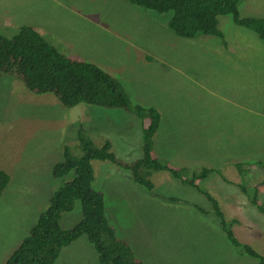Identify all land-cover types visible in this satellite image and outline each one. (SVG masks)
Instances as JSON below:
<instances>
[{
	"label": "rangeland",
	"instance_id": "rangeland-1",
	"mask_svg": "<svg viewBox=\"0 0 264 264\" xmlns=\"http://www.w3.org/2000/svg\"><path fill=\"white\" fill-rule=\"evenodd\" d=\"M67 2L79 5L89 19L74 18L76 8L65 9ZM130 6L125 0H0V33L11 36L21 25L35 23L64 54L87 48L94 56L85 59L122 82L132 103L161 113L151 153L162 163L186 168V179L216 167L217 172L196 183H210L207 191L227 206L226 212L234 208L243 214V223L232 226L236 236L264 253V216L257 217L255 205L243 203L247 195L238 189L243 183L227 180L240 178L234 166L244 159L243 152L258 157L264 149V43L240 31L229 15L219 17L224 38L197 33L178 42L167 26L172 12L151 11L156 18L145 21ZM241 10L264 16V0H244ZM137 46L152 54L153 65L134 52ZM84 125L96 146L111 140L121 161L143 157V121L134 112L88 103L66 107L52 93L33 94L21 81L0 76V167L10 177L0 194V264L66 181L53 177L52 167L64 160L66 146L72 155L82 154L78 130ZM201 134L211 136L195 140ZM92 165L93 187L105 194L107 216L146 264H257L243 247L232 244L211 203L193 185L159 169L148 176L154 184L150 190L112 161L95 159ZM249 177H257L259 184L261 170L251 167ZM249 208L254 213L247 217ZM81 219L78 200L61 224L71 228ZM103 250L85 235L65 247L56 264H102Z\"/></svg>",
	"mask_w": 264,
	"mask_h": 264
},
{
	"label": "trees",
	"instance_id": "trees-1",
	"mask_svg": "<svg viewBox=\"0 0 264 264\" xmlns=\"http://www.w3.org/2000/svg\"><path fill=\"white\" fill-rule=\"evenodd\" d=\"M126 1L132 7H142L159 14L173 11L168 26L180 36L194 37L198 33L224 38L219 28V17L229 15L235 23L258 34L264 41V17L243 16L240 10L242 0ZM113 2L114 0H111V4ZM45 30L29 24L20 26L18 32L12 36L0 33V72L21 81L33 94L53 93L66 107L80 103L118 107L136 113L144 125L149 120L150 122L144 128V157L132 163L118 160L112 152L110 141L107 140L98 147L88 137L87 132L84 135L80 134L81 131L84 132L83 127L79 129L78 143L82 154L72 155L69 146L65 147L64 160L53 165L52 175L55 178H65L66 181L52 192L46 210L39 215L29 234L5 264H56L62 250L84 235L88 236L90 243L104 249L102 264H145L143 259L136 256L132 246L117 234L115 225L107 216L105 194L93 187L95 172L92 161L110 159L132 172L133 179L150 190L154 184L148 178V174L144 176L146 167L164 169L175 177H182V172L178 168L160 162L151 153L150 140L159 126L160 112L155 107L132 103L122 85L97 64L78 61L80 58L75 55L61 54L45 38L44 34L49 35ZM149 44L154 47L153 42L150 41ZM147 58L154 60L152 54H148ZM164 66L166 67L165 64ZM210 136L211 134L208 136L201 134L198 137L209 139ZM260 155L261 152L255 158H260ZM244 163L247 161L236 163L240 172L246 171ZM180 169L184 173L187 171L181 166ZM214 172H217L216 167H205L201 171H194L192 177L183 182L193 185L199 193L207 197L212 209L222 220L223 229L230 241L237 247H243L246 253L259 261V264H264V254H261L253 244L239 242L227 222H224L219 200L207 191L210 183L204 185L196 183L197 179L207 178ZM8 182V172L0 167V194ZM243 188L246 190V186ZM255 197L256 194L251 201L256 202ZM78 200L82 205V219L74 227L63 228L61 222L64 214L72 211ZM197 206L200 211L207 213L206 209ZM258 208L260 214L264 216V205L258 204Z\"/></svg>",
	"mask_w": 264,
	"mask_h": 264
},
{
	"label": "clouds",
	"instance_id": "clouds-1",
	"mask_svg": "<svg viewBox=\"0 0 264 264\" xmlns=\"http://www.w3.org/2000/svg\"><path fill=\"white\" fill-rule=\"evenodd\" d=\"M126 1V0H125ZM243 2H244V0H242V2L240 3V10H241V7H242V4H243ZM69 3V2H68ZM72 4V3H71ZM134 9H135V11H136V13H137V15L138 16H142V18L145 20V21H150V20H152V19H154V18H156L155 17V15L154 14H149L148 12H151V11H153V10H146L145 8H140V7H132V6H130V10H131V12H133L134 11ZM242 11V10H241ZM156 12V11H155ZM169 12H172V13H174L173 11H169ZM20 13H21V11H20ZM158 13V12H157ZM243 16H249V17H264V16H262V15H244L243 13H241ZM161 15H163V14H161ZM173 15V14H172ZM172 15L170 16V17H168L167 19V26H168V21L170 20V18L172 17ZM22 26V25H21ZM168 28H169V26H168ZM239 28H240V31H247V32H251V33H253V34H255L256 35V37H257V39H259L260 41H262L263 43H264V41L258 36V34H256V33H254L253 31H249V30H246V29H244V27H241L240 25H239ZM2 34V33H1ZM176 34V33H175ZM176 35H178V34H176ZM8 36V35H7ZM12 36V35H11ZM179 37H180V39H193V38H195V36L194 37H184V36H180V35H178ZM53 44V43H52ZM54 45V44H53ZM57 49H58V47L56 46V45H54ZM58 51H59V49H58ZM61 54H64L63 52H61V51H59ZM65 55H75V56H78L80 59L78 60V61H86V62H90V61H87L85 58H86V56H88V55H86V56H83V55H80V54H77V53H73V52H71V53H69V54H65ZM170 57H173V60H175L176 59V57H175V54L172 56H170ZM90 63H93V61H91ZM263 63H264V60H263ZM164 64L166 65V63H165V61H164ZM165 67V66H164ZM1 73V72H0ZM123 74H125V73H123ZM1 75H7V76H9L8 74H5V73H1L0 74V76ZM13 78V77H12ZM114 78V77H113ZM15 79V78H14ZM115 79V78H114ZM115 80H117V79H115ZM118 81V80H117ZM119 83H120V81H118ZM122 83V82H121ZM120 83V84H121ZM122 85V84H121ZM49 93H51V92H49ZM53 94V93H52ZM137 104H139V103H137ZM141 105V104H140ZM104 107H107V106H104ZM112 108H117V107H112ZM157 109V108H156ZM158 110V109H157ZM126 111V110H125ZM159 111V110H158ZM127 112H129V111H127ZM136 114V113H135ZM160 119H161V113H160ZM149 122H150V120L144 125L143 124V126H142V129H143V137H144V128H146L147 126H148V124H149ZM159 124H160V122H159ZM83 128V130L85 131V132H87L88 130H87V128L85 127V125L84 126H82ZM159 127V126H158ZM90 131H92V129H89ZM158 131V128H157V130L155 131V133L153 134V136H152V138H151V140H150V143H152V148H153V139L155 138V135H156V132ZM197 139H199V137L198 136H195V140H197ZM110 141L111 142V140H109V139H106L105 141ZM105 143V142H104ZM103 143V144H104ZM102 144V145H103ZM111 144H112V142H111ZM101 145V146H102ZM245 147H247V150H250V148L247 146V145H245ZM244 147V148H245ZM152 148H151V150H152ZM256 148H259V147H257L256 146ZM143 149H144V142H143ZM112 152L115 154V152H114V149H113V145H112ZM260 152H261V155H260V158H255V155L254 156H251V154L247 157L246 156V152H243L242 153V155H243V157H244V159L243 160H240V157L238 158V162H246L247 161V163H244V165H247V168H246V179H241V177H242V174L244 173V172H240V174H241V176H240V178H237V179H228L227 178V180L228 181H230V182H232L233 184H239V183H243V186H246V190L243 188V186L242 187H239L238 189H239V191H240V193L241 194H245V195H247V199H246V201L245 202H243V203H246V202H249L250 204H253V205H255L256 206V208H257V217H259V214H260V212H259V208H258V204H262V205H264V149H260ZM63 154H64V151H63ZM116 155V154H115ZM154 157H156L154 154H152ZM116 157H117V159L118 160H120V158L116 155ZM143 157H144V154H143ZM142 157V158H143ZM142 158H140V159H142ZM62 160H63V157H62ZM100 160H103V159H100ZM104 160H109V161H111L110 159H104ZM138 160V159H137ZM249 160H253V162H249ZM61 161V160H60ZM60 161H58V162H60ZM113 163H114V161H112ZM134 162V161H133ZM237 162V163H238ZM165 163H168V164H170L169 162H165ZM56 164V163H55ZM116 164V163H115ZM117 165V164H116ZM171 166L172 167H176V168H178L182 173H183V171L180 169V167H178V166H174V165H172L171 164ZM236 165L234 166V168L236 169ZM251 167H254L255 169H260L261 170V173H262V180H261V182L258 184L256 181H255V179L257 178H250L249 176H250V168ZM238 168V167H237ZM153 170H159V169H156V168H147L146 167V169L144 170V176L146 177V175L148 174V175H150V173L153 171ZM233 171H235V170H233ZM170 172V171H169ZM257 172V171H256ZM130 173H132V172H130ZM171 173V172H170ZM172 174V173H171ZM173 175V174H172ZM256 176H259V173L257 172L256 173ZM173 177L174 178H176V179H180L182 182H183V180H186V178L182 175V177H175L174 175H173ZM134 180V179H133ZM179 180V181H180ZM9 181H10V177H9ZM135 181V180H134ZM9 183V182H8ZM142 185V184H141ZM144 186V185H143ZM146 187V186H145ZM147 188V187H146ZM243 192V193H242ZM197 193H199L198 191H197ZM234 193V192H233ZM199 194H201V193H199ZM235 194V193H234ZM244 194H243V196H244ZM254 194H256V197H255V199H256V202H253V201H251V198L254 196ZM218 199V198H217ZM219 200V207H220V211H221V213L223 214V220H224V222H227V224H228V227L233 231V233L235 234V237L236 238H238L237 236H236V233H235V230H234V228L232 227L233 226V224L234 223H243V218H244V216H243V214L242 213H240V212H238V211H236L234 208H230V209H228V212H226V210H227V206L225 205V204H223L222 203V201L220 200V199H218ZM212 206V205H211ZM47 208V207H46ZM46 210V209H45ZM44 210V211H45ZM43 212V211H42ZM41 212V213H42ZM40 213V214H41ZM212 213H214V215L216 216V217H218V215L214 212V209H212ZM252 213H254V210L252 209V208H249V210H248V212L246 213V216L248 217V216H250ZM39 214V215H40ZM39 215H38V217H39ZM263 216V215H262ZM262 216H261V218H262ZM219 218V217H218ZM38 219V218H37ZM219 220H220V225H221V227L223 228V226H222V224H223V222H222V220L219 218ZM115 225V224H114ZM74 227V226H73ZM115 227H116V225H115ZM224 230V229H223ZM116 231H117V228H116ZM225 231V230H224ZM30 232V231H29ZM226 232V231H225ZM227 233V232H226ZM117 234H119L118 233V231H117ZM27 236V235H26ZM25 236V237H26ZM85 236V235H84ZM87 236V235H86ZM121 236V235H120ZM24 237V238H25ZM88 237V236H87ZM122 237V236H121ZM81 238V237H80ZM123 238V237H122ZM123 239H125V238H123ZM78 240V239H77ZM76 240V241H77ZM126 240V239H125ZM238 240H239V242H241L242 244L243 243H247V242H244V241H241L239 238H238ZM127 241V240H126ZM22 242V241H21ZM75 242V241H74ZM73 242V243H74ZM128 242V241H127ZM90 243V242H89ZM129 244H130V242H128ZM248 243H250V242H248ZM90 244H92V243H90ZM233 244V243H232ZM251 244V243H250ZM71 245V244H70ZM93 245H94V243H93ZM131 245V244H130ZM234 246H236L235 244H233ZM19 246V245H18ZM17 246V247H18ZM132 246V245H131ZM16 247V248H17ZM88 248L87 249H92V248H90V246H87ZM94 247L95 248H98L96 245H94ZM255 247V246H254ZM15 248V249H16ZM133 248V247H132ZM256 248V247H255ZM14 249V250H15ZM14 250L12 251V253L14 252ZM242 250L244 251V249L242 248ZM133 251H134V249H133ZM135 252V251H134ZM245 252V251H244ZM11 253V254H12ZM246 253V252H245ZM10 254V255H11ZM136 254V253H135ZM248 254V253H247ZM261 254H264V253H261ZM10 255H9V257H10ZM249 255V254H248ZM136 256H137V254H136ZM9 257H8V259H9ZM7 259V260H8ZM7 260H6V262H7ZM257 261V264H259V261L258 260H256ZM5 262V263H6ZM146 264V263H145Z\"/></svg>",
	"mask_w": 264,
	"mask_h": 264
},
{
	"label": "crops",
	"instance_id": "crops-1",
	"mask_svg": "<svg viewBox=\"0 0 264 264\" xmlns=\"http://www.w3.org/2000/svg\"><path fill=\"white\" fill-rule=\"evenodd\" d=\"M67 6H70V7H75L76 8V11H77V14H75L74 15V18L75 17H78V16H83V17H85L86 19H89V16H86L84 13H83V11H82V9L80 8V6L79 5H77V4H71V3H68L67 2V4H65L64 5V8L65 9H67V10H69L68 8H70V7H68L67 8ZM23 8V7H22ZM35 12H38V10L36 9L35 11H33V13H35ZM18 14H20V13H18ZM30 25H33V26H36V27H38V25H36L35 23H30ZM77 25V24H76ZM75 25V26H76ZM122 40V39H121ZM183 39H180L178 42H180V41H182ZM122 41H124V40H122ZM124 42H126V43H128L127 41H124ZM69 44H74V40L73 41H70V42H68ZM89 42H86V44H88ZM73 53H77V54H80V55H83V56H86V55H90V56H94V55H92V54H90L89 52H88V49L87 48H84V49H82V48H79V49H73V51H72ZM135 53H137L138 55H140L145 61H147L148 62V64H150V65H153V61L154 60H150V59H148L147 58V53H146V51H145V49H143L142 47H139V46H137L136 47V49H135V51H134ZM162 53H156V56L158 57V55H161ZM118 61H116L115 60V64L120 68V70L123 72V67L119 64V63H117ZM162 64L164 63V62H161ZM124 73V72H123Z\"/></svg>",
	"mask_w": 264,
	"mask_h": 264
}]
</instances>
